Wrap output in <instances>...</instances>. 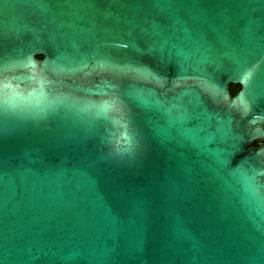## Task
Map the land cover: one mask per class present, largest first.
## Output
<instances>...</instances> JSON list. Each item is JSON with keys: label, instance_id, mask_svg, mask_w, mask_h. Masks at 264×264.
I'll use <instances>...</instances> for the list:
<instances>
[{"label": "water", "instance_id": "95a60500", "mask_svg": "<svg viewBox=\"0 0 264 264\" xmlns=\"http://www.w3.org/2000/svg\"><path fill=\"white\" fill-rule=\"evenodd\" d=\"M5 66L0 264H264V0H0Z\"/></svg>", "mask_w": 264, "mask_h": 264}, {"label": "snow or ice", "instance_id": "6c2138e0", "mask_svg": "<svg viewBox=\"0 0 264 264\" xmlns=\"http://www.w3.org/2000/svg\"><path fill=\"white\" fill-rule=\"evenodd\" d=\"M7 70V67H0V77L4 71ZM238 76L242 78L245 83H247L253 75V71L247 69L244 65H240L237 69ZM113 104H117L118 101H112ZM8 107H10V96L8 93V84L4 81V79L0 78V114H3ZM121 109L123 110V106L121 105Z\"/></svg>", "mask_w": 264, "mask_h": 264}, {"label": "trees", "instance_id": "16d2710c", "mask_svg": "<svg viewBox=\"0 0 264 264\" xmlns=\"http://www.w3.org/2000/svg\"><path fill=\"white\" fill-rule=\"evenodd\" d=\"M239 89H240L239 86H230V93H231V95H235ZM254 145L255 146H258L257 143H255Z\"/></svg>", "mask_w": 264, "mask_h": 264}]
</instances>
